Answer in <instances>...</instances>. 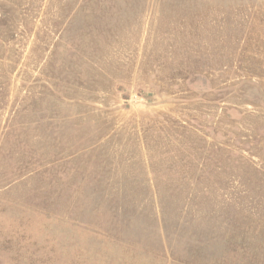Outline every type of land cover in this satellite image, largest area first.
I'll list each match as a JSON object with an SVG mask.
<instances>
[{"label": "rangeland", "instance_id": "obj_1", "mask_svg": "<svg viewBox=\"0 0 264 264\" xmlns=\"http://www.w3.org/2000/svg\"><path fill=\"white\" fill-rule=\"evenodd\" d=\"M0 264H264V0H0Z\"/></svg>", "mask_w": 264, "mask_h": 264}]
</instances>
